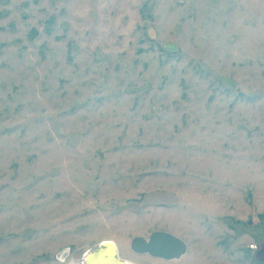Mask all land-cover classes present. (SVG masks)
Listing matches in <instances>:
<instances>
[{"label":"rangeland","instance_id":"obj_1","mask_svg":"<svg viewBox=\"0 0 264 264\" xmlns=\"http://www.w3.org/2000/svg\"><path fill=\"white\" fill-rule=\"evenodd\" d=\"M106 240L264 264V0H0V264Z\"/></svg>","mask_w":264,"mask_h":264},{"label":"water","instance_id":"obj_2","mask_svg":"<svg viewBox=\"0 0 264 264\" xmlns=\"http://www.w3.org/2000/svg\"><path fill=\"white\" fill-rule=\"evenodd\" d=\"M101 243L90 250H94ZM130 249L137 254H147L155 259L171 261L179 259L185 253L186 245L184 241L170 233L157 231L151 233L147 239L134 237L130 242Z\"/></svg>","mask_w":264,"mask_h":264},{"label":"bare ground","instance_id":"obj_3","mask_svg":"<svg viewBox=\"0 0 264 264\" xmlns=\"http://www.w3.org/2000/svg\"><path fill=\"white\" fill-rule=\"evenodd\" d=\"M78 264H133L118 256L116 245L112 241H103L94 250L88 249Z\"/></svg>","mask_w":264,"mask_h":264}]
</instances>
